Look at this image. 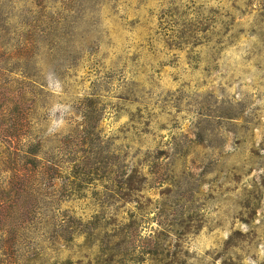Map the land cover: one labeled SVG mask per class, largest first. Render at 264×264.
<instances>
[{"label":"rangeland","instance_id":"rangeland-1","mask_svg":"<svg viewBox=\"0 0 264 264\" xmlns=\"http://www.w3.org/2000/svg\"><path fill=\"white\" fill-rule=\"evenodd\" d=\"M0 264H264V0H0Z\"/></svg>","mask_w":264,"mask_h":264}]
</instances>
